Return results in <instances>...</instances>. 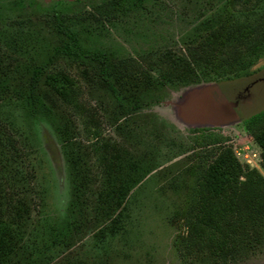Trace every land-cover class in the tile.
<instances>
[{"label": "rangeland", "instance_id": "1", "mask_svg": "<svg viewBox=\"0 0 264 264\" xmlns=\"http://www.w3.org/2000/svg\"><path fill=\"white\" fill-rule=\"evenodd\" d=\"M34 1L68 5L78 44L103 52L112 72L128 71L124 95L141 92L143 106L121 110L97 65L60 52L67 40L46 14L0 13V236L13 234L0 264H264V235L239 241L264 223V157L243 124L264 109V57L220 83L185 75L177 61L206 39L227 56L256 27L264 35V0H146L109 18L93 13L102 0ZM33 71L40 102L27 114L9 104L27 93ZM159 73L174 79L158 84ZM228 154L237 181L212 193L206 173ZM146 180L139 229L108 239L110 220ZM180 182L199 193L172 190ZM171 206L183 212L167 220ZM187 221L199 222L197 237ZM226 252V261L214 256Z\"/></svg>", "mask_w": 264, "mask_h": 264}, {"label": "trees", "instance_id": "2", "mask_svg": "<svg viewBox=\"0 0 264 264\" xmlns=\"http://www.w3.org/2000/svg\"><path fill=\"white\" fill-rule=\"evenodd\" d=\"M145 2L146 0H102L93 8V13L98 17L109 18L119 11V7L122 3L130 5L132 8L137 10L143 6ZM236 2L244 3L245 0L230 1L231 5H234ZM23 6L31 8L40 14H46L50 17V19H52L56 30L67 40L65 46L60 49L62 54L77 61L89 62L97 65V74L101 85L105 87V90L115 100L121 110L127 112L129 110L140 109L143 106V103H141V92H139L136 97L133 95L131 96L130 94L128 96L124 95V92H128V90L124 87V84L127 83V78L130 76L128 71L112 72L109 68L108 60L103 52L99 50H88L78 44L76 36L67 19V12L69 9L68 5L61 2H55L51 6H44L34 0H16L13 4H9L5 8H1L0 13L4 15L19 13L21 12ZM238 13L237 16H240V11ZM248 14L253 23L257 22V24L260 25L263 17L262 13H257L253 6H250ZM203 27L205 30L211 28L208 21L203 25ZM210 40H203L199 46L200 50L189 47L187 49L189 54L186 60L177 59V61H179V68L183 73H185V75H197L204 80H211L218 83L228 82L236 78L237 74L245 72L259 58L264 57V35L262 34L260 27H256L252 34L244 39V44L241 49L229 52L227 56L213 53L211 50L212 42ZM169 61H171V59L167 57L166 63ZM37 74L38 71L32 72L26 90L27 93L24 94V96H21L16 104H9L10 107H13V109L18 107L22 112L24 111V113L27 114H34L37 112L40 102L34 89ZM123 76L126 77V80H124ZM173 79L174 77L171 74L168 75V73H164V75H162L159 73L158 78L155 79V81L160 84L164 82H172ZM179 80H184V78L180 77ZM40 106H42V104ZM243 124L248 131L258 133L257 145L264 157V109L244 120ZM238 172L239 167L235 164V161L231 159L230 154L226 156H219L217 163L206 173L209 178L208 188L212 193L217 194L225 191V189L229 188L231 184H234L237 181ZM147 184V180L140 183L136 190L126 198L124 204L119 208L116 216L110 220L106 231L108 239L116 237L123 241L132 233L131 229L137 232L139 229V222H137L136 218L138 214L135 212L137 211V207H141V202L137 200L141 197V195H143V193H145ZM194 184L184 185V183L180 182L179 184L172 186V190L177 189L178 192L182 191L183 193H187L189 195L199 193V188L196 187V185L194 186ZM262 187H264V184ZM119 194L121 196V192ZM260 194L264 196V193ZM191 201L192 200H190V202ZM185 202L186 201H184V203ZM119 204L120 203H118V205ZM168 209L170 214L167 217V220L175 216H179L182 214L181 212H183L179 206H171L170 208L168 207ZM252 225H255V223L251 222V226ZM197 226H200L199 222L187 221L189 237H197L196 235H193L194 231L198 230ZM255 227H257L255 230L254 227H252V230L242 232L239 240L240 243L243 242L246 246L250 241H255V238H258L257 236L264 235V223L262 221L255 225ZM8 231L12 230L10 229ZM9 233L10 234L4 232L0 236V250L3 253L12 250L11 247L8 248V245L12 244L13 234L11 232ZM222 254H220L219 257L217 254L214 256L221 259L219 261H226L227 257L231 253L226 252L223 255ZM212 256L213 255H211V257Z\"/></svg>", "mask_w": 264, "mask_h": 264}]
</instances>
